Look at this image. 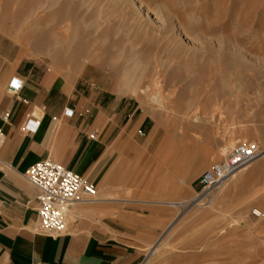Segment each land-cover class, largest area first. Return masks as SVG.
Segmentation results:
<instances>
[{"label": "rangeland", "instance_id": "obj_1", "mask_svg": "<svg viewBox=\"0 0 264 264\" xmlns=\"http://www.w3.org/2000/svg\"><path fill=\"white\" fill-rule=\"evenodd\" d=\"M135 1L160 21L118 0H0V42L56 84L121 97L145 117V151L123 180L159 181L161 203L190 204L167 208L177 216L160 264H264V218L251 213L264 212V164L196 199L198 177L234 144L264 152V0Z\"/></svg>", "mask_w": 264, "mask_h": 264}, {"label": "crops", "instance_id": "obj_2", "mask_svg": "<svg viewBox=\"0 0 264 264\" xmlns=\"http://www.w3.org/2000/svg\"><path fill=\"white\" fill-rule=\"evenodd\" d=\"M39 67L0 42V264H160L155 250L177 216L167 208L182 201L161 203L159 181L123 180L124 163L145 151L138 138L145 117L121 97L56 84ZM13 78L23 82L16 93ZM30 118L39 126L23 132ZM47 158L97 188L94 200L71 205L57 236L37 229V191L24 176Z\"/></svg>", "mask_w": 264, "mask_h": 264}, {"label": "built area", "instance_id": "obj_3", "mask_svg": "<svg viewBox=\"0 0 264 264\" xmlns=\"http://www.w3.org/2000/svg\"><path fill=\"white\" fill-rule=\"evenodd\" d=\"M22 86V80L16 78L9 83L13 93ZM73 112L70 109L65 110L67 116H72ZM7 118L8 114L4 113L2 119ZM38 126L39 122L30 118L22 126V131L35 132ZM94 135L93 132L91 136ZM260 152V145L254 141H239L234 144L226 158L205 169L198 177L201 186L198 196L202 193L206 195L216 189L226 178L254 161ZM24 176L37 191V229L43 233L55 236L63 234L67 230L66 218L71 205L76 201L94 200L97 195V188L92 181L51 158L37 161L24 173ZM251 213L259 219L264 218V212L259 208H253Z\"/></svg>", "mask_w": 264, "mask_h": 264}, {"label": "bare ground", "instance_id": "obj_4", "mask_svg": "<svg viewBox=\"0 0 264 264\" xmlns=\"http://www.w3.org/2000/svg\"><path fill=\"white\" fill-rule=\"evenodd\" d=\"M118 2L119 3H121L122 2V4L123 3H127V4H131V6H132V8H133V15H137L138 17H141V18H143V19H147V20H149V22H152V23H157V22H159L160 21V16H159V14L158 13H155V12H153V13H150L149 11H148V9H145L143 6H142V2L141 1H135V0H118ZM138 3V4H137ZM154 82H157L158 83V81L155 79V81ZM166 105V104H165ZM197 121V120H196ZM236 142V141H235ZM232 144H233V142H230V145H229V148L232 146ZM220 151V150H219ZM226 151V148H222L221 149V153H224ZM261 152H262V150H261ZM261 152H260V154H261ZM260 154L258 155V157L255 159V160H257V159H259V158H264V152H263V154L260 156ZM260 156V157H259ZM253 162V161H252ZM251 162V163H252ZM264 164V160H262V161H259V162H257L256 163V161H255V163L253 162V166H252V164L250 165V163L249 164H247L246 166H244L243 168H241L239 171H237L235 174H233V175H231L230 177H228V178H226L219 186H222L223 184H225L227 181H229L230 179H234V178H236L237 177V175H238V173H241V172H243V174L241 175V178H243V177H246V176H251V174L254 172V171H256V169L258 168V167H260L261 165H263ZM251 166V168H249L248 169V167H250ZM244 171H246L245 173H244ZM250 174V175H249ZM236 183H238L237 181H235ZM180 183H182V184H187V181L185 180V179H181L180 180ZM218 186V187H219ZM217 187V188H218ZM260 193V192H259ZM204 196L202 197V195H197L196 196V199L197 198H199V199H202V198H206L205 197V193H202ZM207 195H209V193H207ZM194 201V200H193ZM172 204V203H171ZM177 204H179V205H181L180 206V208H186V207H188L190 204H186L185 202H178ZM177 206V205H176ZM172 207V206H171ZM69 211V210H68ZM236 220L237 219H235L234 221H233V224H236L237 222H236Z\"/></svg>", "mask_w": 264, "mask_h": 264}]
</instances>
